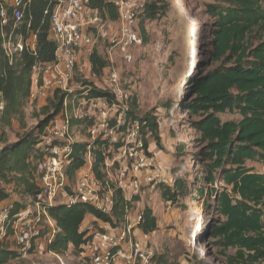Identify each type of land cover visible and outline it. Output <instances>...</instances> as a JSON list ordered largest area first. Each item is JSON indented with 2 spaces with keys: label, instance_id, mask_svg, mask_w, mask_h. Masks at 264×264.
<instances>
[{
  "label": "trees",
  "instance_id": "obj_1",
  "mask_svg": "<svg viewBox=\"0 0 264 264\" xmlns=\"http://www.w3.org/2000/svg\"><path fill=\"white\" fill-rule=\"evenodd\" d=\"M210 1L206 4V14L211 19L207 58L199 70L187 78V92L180 102L197 132L193 146L200 152L193 158L195 167L201 166V170L196 169L191 189L188 175L183 174L169 185L159 186V190L165 202L178 208L186 209L185 201L189 198L204 203L210 222L204 224L199 240L217 247L225 264H264V174L247 167L249 161L264 163V0ZM114 2L88 0L87 6L97 10L104 23H114L119 19ZM51 4L52 0H34L27 12V19L32 20L33 29L38 32L37 58L24 53L12 63L7 59L0 19V93L6 103L0 128L5 135V129L16 122L25 130L16 142L7 139L1 142L0 204L7 201L13 204L11 219L14 222L25 207L23 202L40 203L57 228L54 240L48 244L49 250L59 254L72 246L82 253V245L90 238L89 231L82 228L87 217L115 224L114 219L125 218L131 204L116 191L113 214L107 216L85 204L49 206L41 200L39 180L47 150L40 145L67 95L55 92L50 104L41 109L45 119L37 127L26 130V110L37 103H30L33 67L55 61L56 47L50 40V20L45 15ZM166 10V0H147L139 16L142 27L146 21L166 15ZM90 62L95 75H100L107 67V62L97 52L92 53ZM86 86L87 97L107 95L91 85ZM137 108L136 101L129 100L128 113L141 123L146 145L152 138L157 147L163 149L156 118L137 116ZM227 113L241 118L222 121L219 115ZM81 125L84 122H74V126ZM108 149L109 142L101 139L74 144L68 167L70 180L86 166L88 154L92 157L93 173L104 180L105 160L111 156ZM11 193L19 195L21 200L11 201ZM142 213L140 229L152 235L159 229L158 220L150 208ZM92 225L97 227L95 223ZM7 231L4 237L13 235L11 226ZM12 255L16 256L5 250L0 241V264H6ZM152 262L167 264L162 256H155Z\"/></svg>",
  "mask_w": 264,
  "mask_h": 264
},
{
  "label": "built area",
  "instance_id": "obj_2",
  "mask_svg": "<svg viewBox=\"0 0 264 264\" xmlns=\"http://www.w3.org/2000/svg\"><path fill=\"white\" fill-rule=\"evenodd\" d=\"M34 0H0V19L3 50L12 63L16 57L29 54L39 56L38 32L33 29L27 12ZM88 0H52L51 8L45 11L50 20V40L55 44V61L36 64L32 72L30 103L38 102L47 92L67 94L60 113L52 120L42 137L41 148L47 155L41 166L39 180L42 189L41 200L49 206H74L85 204L96 208L102 214L112 216L115 206V192L120 191L125 200L133 205L145 189L156 191L161 185H169L167 167L149 151L143 135L142 125L130 117L129 96L126 94L121 76L115 70L105 79V93L102 97H87L84 87L81 97L73 96L72 83L78 76L93 77L92 65L82 63V56H92L95 38L90 33L99 29L104 21L97 10L87 6ZM119 12V34L111 40L112 55L118 48L129 62L133 60L131 50L143 45V38L136 30L139 16L145 8L142 0H115ZM89 65V66H88ZM6 103L0 93V117ZM82 121L88 132L87 142L101 139L109 142L108 156L104 164L107 177L99 180L92 171V157L76 183L70 186L68 167L73 146L78 141L74 134V122ZM117 168L114 180H109L111 170ZM38 217H48L51 234L50 244L57 234L55 222L48 216L40 203L35 204ZM13 204H0V234L6 235L11 226L13 237L24 254L33 249L32 232L36 224L29 222L30 207L11 217ZM143 213L134 217L127 210L125 223L112 228L109 223L87 225L89 240L81 247L82 254L90 264H149L151 250L148 244L150 234L140 229ZM61 264H64L61 262Z\"/></svg>",
  "mask_w": 264,
  "mask_h": 264
},
{
  "label": "rangeland",
  "instance_id": "obj_3",
  "mask_svg": "<svg viewBox=\"0 0 264 264\" xmlns=\"http://www.w3.org/2000/svg\"><path fill=\"white\" fill-rule=\"evenodd\" d=\"M166 2V15L153 21H146L143 27L141 21H138L136 30L143 38V45L131 50L133 55L131 62L125 59L118 48H114L112 55H109L112 49L111 40L119 34L117 22L104 23L99 29L90 30L95 38L93 52H97L107 62V67L100 75L76 77L72 83L74 90L72 97L74 95L81 97L86 85L105 92L107 74L112 70L117 71L129 99L137 103V116L150 115L158 122L163 146V149L158 148L163 156L160 161L167 167L169 178L173 181L175 177L187 174L188 186L191 189L196 169L201 170V166L195 167L193 155L198 154L200 150L193 146L197 132L191 127V117L183 112L180 102L187 92V78L193 76L207 58L205 51L209 49L208 26L211 19L206 14V4L211 1L166 0ZM90 58L91 56L85 55L82 63L85 64L86 61L88 63ZM53 97V92H47L35 105L27 108V131L37 127L39 122L45 119L41 115V109L48 106ZM219 117L222 121L241 118L240 115L231 113L221 114ZM14 124L13 127L5 129V135H2L3 129L0 128V148L2 140L7 139L14 143L18 135L25 132L16 122ZM74 134L76 141H87L88 132L85 125L76 126ZM149 140L155 142L152 138ZM247 167L264 174V163L249 161ZM116 170L117 168L111 170L109 180H114ZM78 177L79 175L70 180V186L76 183ZM144 192L134 199L130 210L134 217L137 212L150 208L158 220L159 229L151 235L148 244L152 253L149 264H155L152 262L155 256H162L167 264H225L217 247L199 240L202 221L203 230L204 224L210 222L206 218L203 202L189 198L185 201L186 209L178 208L165 202L160 190L157 193ZM10 200L20 201L21 198L11 193ZM23 203L25 204L23 210L30 207L33 220L37 223L36 229L40 228L43 236L41 240L36 241L39 237L36 235L37 230L32 232L30 235L34 242L33 249L24 254L13 235L8 237L1 235L3 248L16 254L12 255L6 264H61V262L86 264L80 250H75L72 246L64 253L50 251L47 244V236L51 234L48 217L42 213L41 220L36 221L38 210L35 204L31 201ZM125 218L121 221L114 219L115 224L109 225L112 228L122 226ZM35 222L32 224H36Z\"/></svg>",
  "mask_w": 264,
  "mask_h": 264
},
{
  "label": "crops",
  "instance_id": "obj_4",
  "mask_svg": "<svg viewBox=\"0 0 264 264\" xmlns=\"http://www.w3.org/2000/svg\"><path fill=\"white\" fill-rule=\"evenodd\" d=\"M85 55H83L82 56V58L84 57ZM85 61H86V59H84ZM86 64H87V61H86ZM15 125V124H14ZM19 131V130H18ZM16 142V141H15ZM79 142V141H78ZM86 142V141H85ZM2 147L1 148H3V145H1ZM0 148V149H1ZM148 148H149V151L152 153V154H154L159 160H161V159H163V156L161 155V151L158 149V147H157V145H156V143L155 142H153L152 140H149V142H148ZM85 169V167L84 168H82L81 170H79L78 171V173H77V175H80L82 172H83V170ZM146 191H148L149 193H151L152 191L151 190H146ZM145 191V192H146ZM144 192V193H145ZM154 192H159V189H157L156 191H154ZM30 218H29V222H32V223H34L35 221L33 220V215L31 214L30 216H29ZM39 220V217H36V221H38ZM97 222V219H95L93 216H89V217H87V219H86V221L84 222V224H83V226H82V228L83 229H85V227H87V225H90V224H94V223H96ZM98 224L97 225H101L102 223H101V221H98L97 222ZM159 227V226H158ZM37 234L36 235H39V237L36 239V241H39V240H41L42 239V236L43 235H41V229L40 228H38L37 229Z\"/></svg>",
  "mask_w": 264,
  "mask_h": 264
},
{
  "label": "bare ground",
  "instance_id": "obj_5",
  "mask_svg": "<svg viewBox=\"0 0 264 264\" xmlns=\"http://www.w3.org/2000/svg\"><path fill=\"white\" fill-rule=\"evenodd\" d=\"M202 224H203V221H202V223H201V225H200V228H199V229H201V230H203Z\"/></svg>",
  "mask_w": 264,
  "mask_h": 264
}]
</instances>
